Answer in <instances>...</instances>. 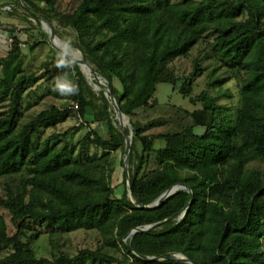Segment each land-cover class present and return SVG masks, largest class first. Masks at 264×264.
I'll use <instances>...</instances> for the list:
<instances>
[{
  "label": "trees",
  "instance_id": "1",
  "mask_svg": "<svg viewBox=\"0 0 264 264\" xmlns=\"http://www.w3.org/2000/svg\"><path fill=\"white\" fill-rule=\"evenodd\" d=\"M75 1L68 11L59 10V0H37V5L45 3L60 26L75 31L76 48L107 81L129 118V179L137 201L128 195L126 172L120 195L112 183V153L126 152L112 103L102 91H93L75 61L66 59L70 67L51 71L53 76L75 71L68 83L77 93L66 95L73 104L22 119L24 93L40 76L22 75V41L14 36L11 49L0 56V207L10 216L8 221L0 212V264H188L138 255L169 252H182L196 264H264V0ZM203 41L208 45L204 59L216 65L209 85L218 86V94L202 91L196 97L202 108L177 109L172 129L147 133L158 124L142 120L154 106L158 84L178 87L170 63ZM42 43L33 39L30 51ZM200 61L179 87L184 96L191 95L202 72ZM219 69L227 77L216 75ZM228 78H235L239 89L234 106L217 103L232 97L222 91ZM70 108L89 126L104 125L109 138L97 127L77 143L69 131L37 138L42 129L66 121ZM152 155L155 167L148 171ZM177 183L188 188L146 207ZM183 210L182 217L170 218ZM138 227L143 230L127 240L132 251L123 238ZM78 230L95 231L99 245L75 255L38 254L43 233L54 238Z\"/></svg>",
  "mask_w": 264,
  "mask_h": 264
},
{
  "label": "rangeland",
  "instance_id": "2",
  "mask_svg": "<svg viewBox=\"0 0 264 264\" xmlns=\"http://www.w3.org/2000/svg\"><path fill=\"white\" fill-rule=\"evenodd\" d=\"M172 1L176 3L182 0ZM8 2L12 3V9L10 11H2L0 9V12L6 15V22H0V56H5L7 54L8 50L11 49L10 39L14 36H17L20 41L25 44V46H22V64L25 69L22 75H24L26 79L40 76L36 82L27 86L26 92L24 93L22 119L29 120L36 116L40 111L48 109L53 105H57L62 108L72 105L73 102L69 97L58 96L54 93L55 81L60 73L53 76L51 71L56 66L58 55H62L61 52L56 48V45L63 51L68 52L73 58H80V54L82 56L81 51L75 46L77 42V35L75 31L70 27L60 26L54 12L48 10L46 4L43 2L41 6L37 5V0H34V4L31 6L25 3L23 0H7V3ZM75 4V0H59L58 7L60 11H68L72 9ZM1 6H3V4ZM27 8H31L30 10L43 17L44 15H48L52 18L51 24L54 27L55 33L57 31V37L61 39L60 40L59 38L55 37L54 42L56 45L50 41L49 34H46L45 36L41 33L42 31H46L43 29L41 22L39 23L37 19L34 18L33 15L27 10ZM37 38L43 40V43L36 50L30 51L28 43ZM68 39L71 40V46L65 48V45L62 42L65 43ZM2 45H4L3 48ZM207 50V42H200L190 51L187 56L179 57L170 63V66L173 68L179 78L178 87L174 89L172 84L168 82H161L158 84L155 96L151 101L154 106L142 116L144 123H149L150 121L155 120L158 124L147 130V133L158 134L172 129L177 115H179V113H177V109L182 108L189 111H194L202 108V102L196 100V97L199 96L202 91L207 90L212 96H216L218 94V90L220 88L218 86L209 85V81H211L209 73L216 65L212 63V60L204 59V55ZM198 58L201 59L200 64L202 67V72L195 79L191 95L184 96L182 93H180L179 87L187 78L192 76L194 72L195 60ZM85 68L89 70L88 67L85 66ZM82 73L84 74L83 71ZM75 74V71H72L71 74L66 75V81H73L75 79ZM219 74H224L225 77H227L225 69H219L216 75ZM85 77L97 95H99L101 91L103 92L102 88L100 90L95 88L93 82L96 83V79L89 77L87 74ZM90 79L92 81H90ZM102 81L107 84V81L104 78H102ZM115 85L119 86L118 81H115ZM225 90H228L229 93L232 94V97L218 98L217 103L221 105H237L239 100L237 80L235 78H228L223 84L222 91ZM126 118L128 119L129 123L125 125V127L132 131L130 120L127 116ZM115 119H117L116 113ZM82 122L81 123L83 126L80 130H78L77 128H79V125L81 124L80 117L77 111H73V109H71V115L66 121L58 124L56 127L42 129L41 134L37 136V138H45L53 132L64 133L69 131V138L72 142L77 143L91 127H97V129H101L105 133V137L109 138L104 125L92 123L89 126V124L86 122ZM88 149L91 152L95 151L93 146H89ZM96 153L101 154L102 152L101 150L97 149ZM125 153L126 152L122 149H118L112 153V159L115 168L112 175V183L115 186L117 195H120L124 188L123 176L126 171L123 161ZM154 167L155 162L154 156L152 155V159L147 165V169L148 171H151ZM2 190L3 180H0V191ZM0 212L6 216L8 221L10 220V216L1 207ZM98 238L99 237L95 231L78 230L71 233H65L60 237L54 238H51L48 233H43L36 243V249L39 255L49 256L51 252L75 255L80 249L86 247L96 248L99 245Z\"/></svg>",
  "mask_w": 264,
  "mask_h": 264
},
{
  "label": "water",
  "instance_id": "3",
  "mask_svg": "<svg viewBox=\"0 0 264 264\" xmlns=\"http://www.w3.org/2000/svg\"><path fill=\"white\" fill-rule=\"evenodd\" d=\"M27 10L33 15L34 18H36L37 20H39L41 22V24L43 26V29L49 34L50 41L54 43V39H55V37H57V35L55 33V30H54V27L52 26V24L47 19H45L43 16L39 15L38 13L33 12L29 8H27ZM56 48L61 52V54L66 59H70L72 61H75L79 65V67H80V69L82 71H83L82 65H88L89 68L93 71L96 80L101 79V81H102V76L97 72L96 68L94 66H92V64L87 62L85 59H83V57L80 58V59H76V58H73L68 52L63 51L59 47L56 46ZM102 89H103V92H104L105 96L107 98H109L110 102L112 103V106H113L114 111L116 113V117H117V119L119 121L120 127H121L122 132H123V134L125 136L126 153H125V157H124V161L123 162H124L126 176H127V189H128L129 197L134 202H136L137 199H136V197L134 196V194L132 192L131 185H130V179H129V159H130L131 152H132V141H130L129 139H130V136L133 138L132 131L130 130V133H128L126 131V127H125V125L123 123V117L125 116V114L122 112V110L120 108V105H119L115 95L111 91L110 87L108 86V84L102 82ZM186 188H188V185L186 183H177V184L173 185L170 189H168L166 192H164L154 203L146 205V207H155V206L159 205V200L161 198L166 200L172 194H174L177 190L186 189ZM189 191L192 193L191 189H189ZM183 215H184V210L182 211L181 214L176 213L170 218L182 217ZM170 218H168V219H170ZM160 223L161 222H157V223L152 224V225H147V226H145L144 229L148 230L151 227L156 226V225H158ZM142 230L143 229L140 228V227L135 228V229L131 230L123 238L124 243L128 246V248L130 250L134 251L133 248L130 246V244H128V242H127L128 238L132 234L137 233V232L142 231ZM138 255H140L145 260H160V261H164V260H172L173 259V260L182 261V262H185V263H188V264H196L193 260H191L187 255H185L182 252H169V253H166V254H164L162 256H157V257L156 256L148 257V256L141 255V254H138Z\"/></svg>",
  "mask_w": 264,
  "mask_h": 264
},
{
  "label": "clouds",
  "instance_id": "4",
  "mask_svg": "<svg viewBox=\"0 0 264 264\" xmlns=\"http://www.w3.org/2000/svg\"><path fill=\"white\" fill-rule=\"evenodd\" d=\"M70 46L71 40L68 39L65 42V48ZM56 67L59 69H64L70 67V65L67 63L66 58L63 55H58ZM66 75V73H62L57 76L54 90L57 91L61 96L75 95L77 93V89L66 81Z\"/></svg>",
  "mask_w": 264,
  "mask_h": 264
},
{
  "label": "bare ground",
  "instance_id": "5",
  "mask_svg": "<svg viewBox=\"0 0 264 264\" xmlns=\"http://www.w3.org/2000/svg\"><path fill=\"white\" fill-rule=\"evenodd\" d=\"M57 38H59V37H57ZM59 39H60V38H59ZM60 40H61V39H60ZM54 43H55V42H54ZM62 43L65 45L64 42H62ZM55 45H56V44H55ZM56 46H57V45H56ZM57 47H58V46H57ZM60 49H61V48H60ZM65 52H66V51H65ZM79 53H80V52H79ZM80 58H82L81 54H80ZM80 58H76V59H80ZM85 66L88 67L89 70H87V68H85ZM82 69H83L84 74L86 73V74H88V75H90V76H92V77L95 78V75H94L93 71L89 68L88 65H82ZM86 74H85V75H86ZM95 79H96V78H95ZM90 81H92V80L90 79ZM102 82H103V81H101V79L96 80V83L93 82L95 88H97L98 90H100V89L102 88ZM123 123H124V125H127V124L129 123V121H128V119L126 118V116L123 117ZM129 140L132 141V137H131V136H130V139H129Z\"/></svg>",
  "mask_w": 264,
  "mask_h": 264
},
{
  "label": "built area",
  "instance_id": "6",
  "mask_svg": "<svg viewBox=\"0 0 264 264\" xmlns=\"http://www.w3.org/2000/svg\"><path fill=\"white\" fill-rule=\"evenodd\" d=\"M11 9H12V3H11V2H8V3L6 2L5 4H3V6H1V10H2V11H10ZM10 42H11V43L13 42V39H12V38L10 39ZM11 43H10V44H11ZM21 45H22V46H25V44L22 43V42H21ZM75 109H78V104H74V110H75ZM79 117H80V116H79ZM81 122H82V118L80 117V123H81Z\"/></svg>",
  "mask_w": 264,
  "mask_h": 264
},
{
  "label": "crops",
  "instance_id": "7",
  "mask_svg": "<svg viewBox=\"0 0 264 264\" xmlns=\"http://www.w3.org/2000/svg\"><path fill=\"white\" fill-rule=\"evenodd\" d=\"M7 2V0H0V9H1V5L2 4H5ZM5 14H3V13H1L0 12V22H2V23H4V22H6L5 20H6V18H5ZM2 35V34H1ZM2 36H4V35H2ZM1 38V37H0ZM4 47V45H2V48Z\"/></svg>",
  "mask_w": 264,
  "mask_h": 264
}]
</instances>
